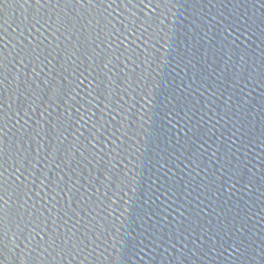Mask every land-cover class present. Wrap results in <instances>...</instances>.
Returning a JSON list of instances; mask_svg holds the SVG:
<instances>
[{
  "label": "water",
  "instance_id": "water-1",
  "mask_svg": "<svg viewBox=\"0 0 264 264\" xmlns=\"http://www.w3.org/2000/svg\"><path fill=\"white\" fill-rule=\"evenodd\" d=\"M0 264H264V0H7Z\"/></svg>",
  "mask_w": 264,
  "mask_h": 264
},
{
  "label": "snow or ice",
  "instance_id": "snow-or-ice-1",
  "mask_svg": "<svg viewBox=\"0 0 264 264\" xmlns=\"http://www.w3.org/2000/svg\"><path fill=\"white\" fill-rule=\"evenodd\" d=\"M7 2V0H0V12L3 10L4 4Z\"/></svg>",
  "mask_w": 264,
  "mask_h": 264
}]
</instances>
